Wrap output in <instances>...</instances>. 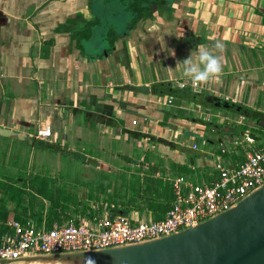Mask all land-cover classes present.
<instances>
[{"label":"crops","instance_id":"1","mask_svg":"<svg viewBox=\"0 0 264 264\" xmlns=\"http://www.w3.org/2000/svg\"><path fill=\"white\" fill-rule=\"evenodd\" d=\"M90 3L0 0V128L29 136L30 143L46 142L51 151L73 152L93 137L87 156L61 163L80 166L82 180L70 189L85 193L64 211L70 215L62 224L115 215L161 221L174 203V179L208 185L218 179L217 162L234 169L252 147H264V0H164L166 6L154 7L150 17L99 53L80 50V36L72 34L82 20L93 19ZM148 19L155 23L145 28ZM217 41L220 51L212 47ZM201 45L221 57L219 82L180 90L177 84L185 79L177 61L195 56ZM45 123L51 139L36 140ZM239 131L241 139L235 136ZM7 139L13 138L0 136V143ZM114 140L126 150L119 144L109 149ZM42 161L28 159L25 181L0 169L1 185L21 191L23 207L29 205L23 190L41 198L45 210L49 206L50 195L29 187L38 180L28 174H37ZM21 207L5 204L9 216L47 228L45 215L38 222Z\"/></svg>","mask_w":264,"mask_h":264},{"label":"built area","instance_id":"2","mask_svg":"<svg viewBox=\"0 0 264 264\" xmlns=\"http://www.w3.org/2000/svg\"><path fill=\"white\" fill-rule=\"evenodd\" d=\"M180 90L197 89L187 80L177 84ZM172 98L164 105H170ZM52 128L43 124L34 138L49 141ZM253 145V138L246 137ZM218 179L200 186L184 177L172 182L174 203L166 217L157 222H141L124 215L106 216L79 223H54L48 229L32 219L18 220L12 215L0 222V261L17 260L36 255H54L115 248L169 236L196 226L239 203L264 184V147H252L241 164L230 169L215 164Z\"/></svg>","mask_w":264,"mask_h":264},{"label":"water","instance_id":"3","mask_svg":"<svg viewBox=\"0 0 264 264\" xmlns=\"http://www.w3.org/2000/svg\"><path fill=\"white\" fill-rule=\"evenodd\" d=\"M150 23L155 22L148 19L145 28ZM130 89L143 94L150 92L147 87ZM0 136L26 139L3 128ZM0 264H264V184L229 210L169 236L115 248L36 255Z\"/></svg>","mask_w":264,"mask_h":264},{"label":"rangeland","instance_id":"4","mask_svg":"<svg viewBox=\"0 0 264 264\" xmlns=\"http://www.w3.org/2000/svg\"><path fill=\"white\" fill-rule=\"evenodd\" d=\"M112 5L114 6L112 7V10H117L116 5L111 4V6ZM103 7H105L106 9V14H108L107 11L112 12V10H110V5L104 4ZM218 109L224 112L227 111L226 109L222 108ZM235 136H237L238 138L240 137L241 139L240 131L235 133ZM26 138V141L20 140L19 142L16 141L17 139H11V141H9V139H7L8 141L0 143L1 172L6 171L5 173H9L8 176L12 179L15 177H20L25 180L27 178L25 168L27 167L26 165L28 159L31 160V158H39L40 160H43V165L40 168L41 170H38L37 174L34 173V171H31L28 175L30 178H35L36 180H38L34 182L37 186L41 185L43 186V188H45L43 194L50 196L55 194L53 199L56 203H60V207L63 211L68 210L70 204H78L79 201H83L85 196V193L83 192L84 190L78 191L81 193L80 196H78L75 193V188L72 190L70 189V185L73 184V182L79 183L82 180L81 177L83 176H78V173H81V171H79L80 166H71L68 164L62 165L61 163L65 162V159L67 157L81 158L87 156L86 154L90 153L92 150L91 147L89 148V146L92 145L91 142H93V137L90 138V142L88 143L89 145L85 144L84 146L77 147L72 150L73 152H66L63 149L62 151H60V149L59 151H51L50 149L43 150L42 146H46V142L30 143L29 136L26 135ZM195 140L196 142H198V145H200V141L202 140L198 137H196ZM122 143L124 144L123 141L114 140V144L111 145L109 149H113L114 151H116L119 145H123ZM123 148L126 150V146L123 145ZM127 152L135 154L136 151L131 149L130 151L127 150ZM31 167L34 168V166ZM181 173L185 177H190L189 172L187 171H182ZM9 197H11V193L7 192V188L0 183V200H2L3 198H8L9 202H11V198L9 199ZM35 199L36 200H32L33 208L38 210L40 208L38 205L40 204L41 198Z\"/></svg>","mask_w":264,"mask_h":264},{"label":"trees","instance_id":"5","mask_svg":"<svg viewBox=\"0 0 264 264\" xmlns=\"http://www.w3.org/2000/svg\"><path fill=\"white\" fill-rule=\"evenodd\" d=\"M162 1L164 0H91L93 19L90 21L82 20L81 25L72 31L73 37L78 38L80 36L77 40L78 48L82 51H86L88 48L91 50L90 52L96 51L99 53L101 51L100 49L112 47L114 41L121 37L123 33L135 28L142 19L150 17L154 11V7L159 9L162 6H166V4L161 5ZM104 4L110 5V10L114 7L111 4H115L117 10H112V12L107 11L108 14H106V9L103 7ZM52 147L47 144L48 149L51 150ZM33 185L36 184L32 182L29 186L31 191L34 190V193H43L45 188ZM5 187H7V192L11 193L9 199L11 198V202L15 205V208L22 206L23 213H26L27 209H29L31 217L35 218L38 222L45 215L48 229L54 223L62 224L69 218L70 214L63 210L60 211L52 196L45 197L49 202L46 210L43 205H39L40 208L35 210L32 200H36L35 198L38 197L23 190V195H28L29 204L28 207H23L22 201H25V197L21 196L22 192L16 191L13 193L12 186L6 184ZM2 201H5L6 204L9 200L8 198H3ZM5 204L0 208V219H6L9 216V213L5 209ZM15 216L16 219H20L21 217L20 215Z\"/></svg>","mask_w":264,"mask_h":264},{"label":"clouds","instance_id":"6","mask_svg":"<svg viewBox=\"0 0 264 264\" xmlns=\"http://www.w3.org/2000/svg\"><path fill=\"white\" fill-rule=\"evenodd\" d=\"M212 47L215 51L223 49V45L219 41L215 42ZM213 50L201 45L198 46L195 56L191 52L187 58L177 61V65L182 69V78L189 81L194 88L210 81L219 82L223 64L221 57L215 55Z\"/></svg>","mask_w":264,"mask_h":264}]
</instances>
